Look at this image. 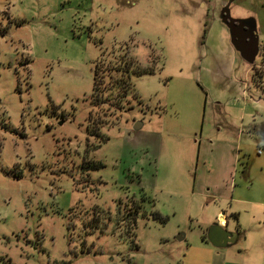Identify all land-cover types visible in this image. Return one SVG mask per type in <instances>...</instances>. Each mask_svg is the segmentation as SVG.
<instances>
[{
    "label": "rangeland",
    "instance_id": "obj_1",
    "mask_svg": "<svg viewBox=\"0 0 264 264\" xmlns=\"http://www.w3.org/2000/svg\"><path fill=\"white\" fill-rule=\"evenodd\" d=\"M222 1L263 46L264 0H0V264H264L260 59ZM128 51L156 73L132 75L101 143L95 65ZM220 213L240 235L225 248L203 239Z\"/></svg>",
    "mask_w": 264,
    "mask_h": 264
},
{
    "label": "trees",
    "instance_id": "obj_2",
    "mask_svg": "<svg viewBox=\"0 0 264 264\" xmlns=\"http://www.w3.org/2000/svg\"><path fill=\"white\" fill-rule=\"evenodd\" d=\"M155 57L157 58L158 56ZM104 67L105 69H108V71L103 70ZM108 72L112 73L113 76L111 78H115V80L112 83V88L110 90H104L102 89V86L105 81V74ZM155 73L156 69L154 67H142L140 62L132 56L129 51L124 54H114L109 59L103 58L102 61L96 63L94 70L95 84L92 95V104L96 107V109H100L103 105H109V111L113 112L109 114L104 113L103 115L98 112L95 116L91 115L88 129L90 137L98 138L101 143H105L107 138L101 135L100 130L104 126L114 127L120 124V119L127 109L126 104L129 103V94L133 89L131 81L132 75L142 76ZM106 91L109 93L107 97H105ZM91 147L92 149H95L99 146L91 145ZM102 167H104L102 163L85 161L84 168L82 170L84 172H89V169L96 170ZM139 215L140 208L137 205H134L128 215L130 225H127L130 228V235L133 238L136 237L134 230L136 228ZM155 217L160 218L158 215H155ZM232 217L238 221V215L234 214ZM203 239L205 242L208 241L207 235H204Z\"/></svg>",
    "mask_w": 264,
    "mask_h": 264
},
{
    "label": "water",
    "instance_id": "obj_3",
    "mask_svg": "<svg viewBox=\"0 0 264 264\" xmlns=\"http://www.w3.org/2000/svg\"><path fill=\"white\" fill-rule=\"evenodd\" d=\"M229 2L221 12V21L229 29L231 44L240 58L247 64L253 66L259 53V37L257 22L254 18L235 19L231 15ZM143 127L138 123L134 130L138 131ZM238 235L226 229L221 222L208 229L207 239L216 248H225L236 242ZM180 240H183L181 238Z\"/></svg>",
    "mask_w": 264,
    "mask_h": 264
},
{
    "label": "built area",
    "instance_id": "obj_4",
    "mask_svg": "<svg viewBox=\"0 0 264 264\" xmlns=\"http://www.w3.org/2000/svg\"><path fill=\"white\" fill-rule=\"evenodd\" d=\"M258 58L260 59V64L257 65V66H255V68L257 69V72H258L257 82H259V84L261 85V87H263L264 86V45L263 46H260L259 45V53H258L257 59ZM224 224H226V222Z\"/></svg>",
    "mask_w": 264,
    "mask_h": 264
},
{
    "label": "crops",
    "instance_id": "obj_5",
    "mask_svg": "<svg viewBox=\"0 0 264 264\" xmlns=\"http://www.w3.org/2000/svg\"><path fill=\"white\" fill-rule=\"evenodd\" d=\"M226 2H227V1H222V6H226V5L228 4V3H226ZM222 6H221V7H222ZM227 31H228V33H227V34H228V37L230 38V32H229V30H227ZM233 215H234V214H233ZM233 215H232V216H233ZM219 216H220V221H221V223H222V220H223V223H222V224H223L224 226H226V229H227L228 226H229V223H228V218L226 217V214H222V213H220ZM223 218H225L226 221H225V219H223ZM225 222H226V224H224ZM227 230H228V229H227ZM228 231H229V230H228ZM230 232H231V231H230ZM237 235H238V232H237ZM239 237H240V235H238L237 239H239ZM237 239H236V240H237Z\"/></svg>",
    "mask_w": 264,
    "mask_h": 264
},
{
    "label": "flooded vegetation",
    "instance_id": "obj_6",
    "mask_svg": "<svg viewBox=\"0 0 264 264\" xmlns=\"http://www.w3.org/2000/svg\"><path fill=\"white\" fill-rule=\"evenodd\" d=\"M239 55V54H238ZM232 233H234V232H232ZM238 235H239V233H238Z\"/></svg>",
    "mask_w": 264,
    "mask_h": 264
},
{
    "label": "bare ground",
    "instance_id": "obj_7",
    "mask_svg": "<svg viewBox=\"0 0 264 264\" xmlns=\"http://www.w3.org/2000/svg\"><path fill=\"white\" fill-rule=\"evenodd\" d=\"M224 219V218H223ZM222 223H223V220H222Z\"/></svg>",
    "mask_w": 264,
    "mask_h": 264
}]
</instances>
